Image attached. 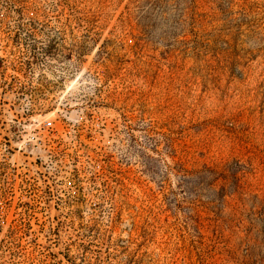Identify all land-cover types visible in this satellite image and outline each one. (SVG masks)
<instances>
[{"label": "rangeland", "instance_id": "374dc122", "mask_svg": "<svg viewBox=\"0 0 264 264\" xmlns=\"http://www.w3.org/2000/svg\"><path fill=\"white\" fill-rule=\"evenodd\" d=\"M27 26L95 118L0 143V264H264V0H0Z\"/></svg>", "mask_w": 264, "mask_h": 264}, {"label": "built area", "instance_id": "2783aa9c", "mask_svg": "<svg viewBox=\"0 0 264 264\" xmlns=\"http://www.w3.org/2000/svg\"><path fill=\"white\" fill-rule=\"evenodd\" d=\"M45 31L19 27L0 38V143L50 145L60 142V129L75 131L95 118L91 110L62 103L74 90L67 84L78 79L76 60L63 58Z\"/></svg>", "mask_w": 264, "mask_h": 264}, {"label": "trees", "instance_id": "16d2710c", "mask_svg": "<svg viewBox=\"0 0 264 264\" xmlns=\"http://www.w3.org/2000/svg\"><path fill=\"white\" fill-rule=\"evenodd\" d=\"M237 170H238V169L231 170V175H232L233 179L235 180V183H236L237 180H238L237 177L235 176ZM225 191H226V190H225V188L223 187V188H222V195L225 193Z\"/></svg>", "mask_w": 264, "mask_h": 264}, {"label": "bare ground", "instance_id": "6f19581e", "mask_svg": "<svg viewBox=\"0 0 264 264\" xmlns=\"http://www.w3.org/2000/svg\"><path fill=\"white\" fill-rule=\"evenodd\" d=\"M76 82V81H75ZM77 83V82H76ZM76 83L74 84L73 82L71 83V84H74V85H76ZM73 87V86H72ZM71 87H69V89H70Z\"/></svg>", "mask_w": 264, "mask_h": 264}]
</instances>
